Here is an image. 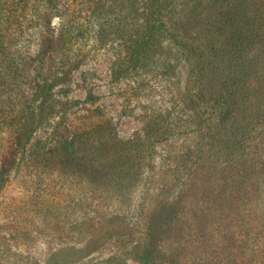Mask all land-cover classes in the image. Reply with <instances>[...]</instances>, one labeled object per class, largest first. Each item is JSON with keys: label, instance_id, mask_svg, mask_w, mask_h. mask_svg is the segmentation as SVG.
I'll return each mask as SVG.
<instances>
[{"label": "rangeland", "instance_id": "374dc122", "mask_svg": "<svg viewBox=\"0 0 264 264\" xmlns=\"http://www.w3.org/2000/svg\"><path fill=\"white\" fill-rule=\"evenodd\" d=\"M86 10L75 8L76 14ZM25 17L22 28L13 30L22 51H0V71L14 60L17 70H24L0 89V174L5 176L0 264H141L137 244L151 226L152 210L159 221L150 227L155 247L149 243L147 249L158 253L155 264H264V135L254 130L250 140L258 149H246L250 156L236 159L229 169L219 151L223 134L206 126L211 111L190 101L198 91L182 51H155V59L143 60L128 79L116 82L113 70L128 65L126 37L113 34L95 44L90 36L98 23L92 21L87 37L72 47L38 51L29 46L38 20L30 13ZM189 22L194 37L209 26L206 15ZM51 39L55 49L56 34ZM254 77L245 94L255 95ZM42 85H49L60 112L33 134L25 153L9 120L40 102ZM91 92L97 98L92 103L86 101ZM99 127L122 141L156 139L153 170L147 159L127 168L102 160L93 164L94 154L85 164L83 149L71 141ZM46 141L48 149L40 151ZM33 147L35 156L29 155ZM120 183L125 189L110 190ZM168 199L172 205L163 212L159 205Z\"/></svg>", "mask_w": 264, "mask_h": 264}, {"label": "trees", "instance_id": "16d2710c", "mask_svg": "<svg viewBox=\"0 0 264 264\" xmlns=\"http://www.w3.org/2000/svg\"><path fill=\"white\" fill-rule=\"evenodd\" d=\"M78 5L87 6L85 15L76 14ZM3 7L0 6V51H22L20 38L13 30L16 26L22 28L29 13L38 20V31L33 45H27L37 47L38 51H60L66 49L67 45L72 47L75 40L87 37V26L92 21L98 23L96 26L93 24L96 30L90 36L95 44L113 34L126 37L125 49L130 51L125 58L128 65L113 70L116 82L128 79L143 60H150L152 56L155 59V51L177 48L184 53L188 64L193 66L198 92L196 97H190L191 103L200 111L204 107V111L210 110L211 119L207 121V128L213 130L214 135L223 134V146L219 151L224 153L225 167L231 169L236 159L250 156L251 152L246 149H258L257 145L251 143L250 135L256 129L264 135V3L261 0H5ZM203 15L208 16L209 26L194 37L188 31L189 21ZM56 19L57 23H54ZM55 34L59 43L54 49L51 47V37ZM119 51L123 50L119 48ZM16 62L8 63L7 70L0 71V89H6L5 86H10L16 76L23 74L24 70H17ZM253 76L258 87L255 95L251 96L243 91L249 89ZM47 86H40L41 99L37 105L25 106L18 119L9 120H13L11 126H15L22 136L25 153H28L33 134L50 125L54 114L60 112L56 111L60 102L46 90ZM96 99L91 92L86 101L92 103ZM71 103L62 104L68 108ZM61 115L66 117L65 112ZM155 140L145 137L122 141L111 129L99 127L84 133L80 140L75 138L71 142L74 148L80 146L83 149L81 156L85 164L90 163V156L94 154L93 164L96 160H102L127 168L130 164L139 165L147 159L149 170H153ZM48 145L46 141L39 150L46 152ZM35 152L33 147L29 155L35 156ZM197 166L186 170L182 183L195 173ZM4 180L5 176L0 174V192L5 186ZM90 181L94 182V176L90 177ZM109 186L115 192L125 189L121 183L115 188L112 184ZM184 186L189 190L191 188L187 183ZM168 202L169 199L160 203L159 209L164 212L172 205ZM154 213L155 210L148 211L147 215L151 226L159 221ZM151 226L137 244L142 251L141 264H155L158 255L153 247L151 251L147 249L149 243L155 247L154 229L151 233ZM203 247L206 250L207 244L204 243Z\"/></svg>", "mask_w": 264, "mask_h": 264}]
</instances>
